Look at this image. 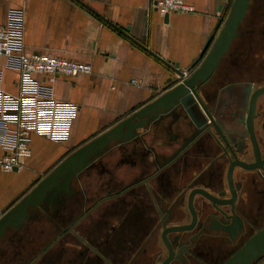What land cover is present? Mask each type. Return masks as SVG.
Segmentation results:
<instances>
[{"label":"crops","instance_id":"1","mask_svg":"<svg viewBox=\"0 0 264 264\" xmlns=\"http://www.w3.org/2000/svg\"><path fill=\"white\" fill-rule=\"evenodd\" d=\"M184 1L194 7V12L170 13L164 21L163 15L151 8L150 0H0V25L6 22L10 9L21 10L26 52L49 53L91 66L90 74L74 78L58 76L53 81L54 96L76 104L79 109L65 141L54 142L31 134V155L21 160L20 168L10 172L0 170V214L75 148L166 90L164 82L169 71L161 60L178 62L182 69L189 66L214 30L218 18H225L231 4L228 0ZM263 1L250 0L247 13L262 15ZM221 26L222 23L214 37ZM16 81L17 72L4 71V90L15 93ZM143 130L148 132L149 127ZM144 140L149 144L151 136ZM104 151V162L119 155L114 143ZM117 170L116 175H122V169ZM103 183L96 187L87 177L72 182V187L78 191L70 205V217L78 218L74 230L95 245L107 240L104 254L121 264H129L144 241L142 235H133L130 228L141 221L142 204L136 199L127 202L118 196L99 202L96 208L93 205L96 197L107 189ZM243 199L242 212L256 224L263 223L262 189L257 184H248ZM40 223L31 226L29 231H34L31 235L8 228L5 233L20 234L18 238L25 244L0 249L21 258L36 253L42 243L55 236L54 229L45 231ZM34 237L38 242L32 246ZM223 241L224 237L215 241L202 238L197 242V254L217 264L229 251L222 247ZM55 246L34 264L100 263L71 235L61 238L56 246L59 249ZM13 261V257H7V261L0 264H14ZM252 264H264V255Z\"/></svg>","mask_w":264,"mask_h":264},{"label":"flooded vegetation","instance_id":"2","mask_svg":"<svg viewBox=\"0 0 264 264\" xmlns=\"http://www.w3.org/2000/svg\"><path fill=\"white\" fill-rule=\"evenodd\" d=\"M240 34L241 29L238 36ZM229 57H233L230 50L221 58L213 73L197 84L195 89L199 98H189L186 108L173 107L165 123L158 121L150 124L148 132L139 130L135 140L119 146L117 142H111L119 152L117 158L104 162L106 151L94 156L91 165L72 177L69 189L58 193L53 205L42 204L34 209L25 224L15 228L17 232L31 235V226L45 219L52 223L55 236L42 243L36 253L23 258L19 256V261L14 264H34L49 249L58 246L66 235L81 242L94 254L99 264H121L104 254L105 248H108L107 240L95 245L74 230L78 218L70 217V205L78 191L72 187V182L84 177L91 183L105 181L107 186L105 193L96 197L93 204L96 208L99 202L118 196L127 202L136 199L142 204L139 209L141 221L130 228L133 235H142L144 241L129 264L161 262L168 253L161 239L164 229L190 224L193 218L195 223L190 229L166 233L170 239L174 236L179 238L180 243L173 246L174 253L186 246L180 256L182 259H175L172 264H212L197 254V242L200 243L202 238L215 241L224 237L222 247L228 248V256L254 228H260L264 222L256 224L242 212L241 206L248 184H257L264 194V173L258 176L237 164L252 163L255 156L264 160V90L255 95L250 113L253 93L264 87V80L257 81L249 75L221 81L227 70L218 74V69ZM188 74L186 72L185 76ZM218 121L234 128L230 139L220 135ZM147 136H151L149 144L144 140ZM118 168L122 169L120 176L116 175ZM228 170L232 171L229 173ZM229 184L236 193L233 197L229 193ZM205 194L212 195L215 203L234 200V212L244 222L243 231L235 239L229 238L228 232L216 228L221 219L227 220L233 215L230 206L217 204L223 208L225 213L222 214L213 208L212 200ZM3 251L0 249V256Z\"/></svg>","mask_w":264,"mask_h":264},{"label":"water","instance_id":"3","mask_svg":"<svg viewBox=\"0 0 264 264\" xmlns=\"http://www.w3.org/2000/svg\"><path fill=\"white\" fill-rule=\"evenodd\" d=\"M228 2L231 4L227 15L224 19L223 17L218 18L214 30L208 36L200 52L189 66L182 69L178 62L170 63L161 60L169 71V75L164 82V88L167 87L166 90L157 94L148 103L134 110L107 130L75 148L50 169L47 174L41 177L29 191L0 214V238L10 227L21 228L31 217L33 210L42 204L46 205L48 203L53 205L58 193L69 189L72 177L91 165V159L94 156H99L100 153L108 148L111 142H117L119 146L135 140L139 134V130L158 121L165 123L173 107L186 108L189 98L192 96L198 97L195 87L199 82L206 80L213 73L221 58L228 53L232 42L240 33L241 23L246 16L250 0H228ZM163 18L166 21L168 14H164ZM220 23H222V26L214 37ZM184 71L189 72V74L183 76ZM263 90L264 87L253 93L250 113L253 108L255 95ZM218 124L220 125V135L230 139L234 128H231L230 125L225 126L219 121ZM237 165L245 170L254 172L258 176H260L261 172L264 173V160H259L257 156H255L252 163ZM231 171L228 170L229 173ZM229 186V193L233 197L236 195L235 190L231 188V184ZM205 196L212 200V204H214L212 205L213 208L222 214L225 212L217 204L230 206V211H232L233 215L229 216L227 220L221 219L216 228L228 232L229 238L235 239L243 231L244 222L234 212V200H223L215 203V198L212 195L205 194ZM190 209H192L191 205ZM194 223L195 220L193 218L190 224L171 226L164 229L161 239L168 253L167 257L158 264H172L175 259H182L180 256L186 250V246H182L181 250L174 253L173 246L180 243L178 242L179 238L174 236L170 239L166 236V233L190 229ZM263 255L264 224L260 228H254V231L244 239L240 246L219 264H252Z\"/></svg>","mask_w":264,"mask_h":264},{"label":"built area","instance_id":"4","mask_svg":"<svg viewBox=\"0 0 264 264\" xmlns=\"http://www.w3.org/2000/svg\"><path fill=\"white\" fill-rule=\"evenodd\" d=\"M150 6L162 15L194 12L184 0H150ZM22 29L21 10L10 9L0 25V170L4 172L20 168L21 160L31 155V134L59 143L67 139L79 107L57 99L52 83L58 76L91 73L86 62L26 52ZM5 70L17 72L15 93L2 87Z\"/></svg>","mask_w":264,"mask_h":264},{"label":"rangeland","instance_id":"5","mask_svg":"<svg viewBox=\"0 0 264 264\" xmlns=\"http://www.w3.org/2000/svg\"><path fill=\"white\" fill-rule=\"evenodd\" d=\"M229 50L232 52L233 57L224 60V63L220 69H218V74L223 70H227L221 77V81L249 75L254 77L257 81L264 80V13L262 15H252L251 12L246 14L241 23V34L233 41ZM95 183L96 187L102 185L100 181L91 184ZM43 220L44 221L40 223V228H43L45 231L54 229L52 223L45 219ZM37 228L38 227L35 229L37 230ZM7 232L8 233H5L0 239V247L7 246L11 248L12 246L17 247L25 244L24 240L22 241V239L18 238L20 234L13 235L9 231ZM34 241L35 243L33 242L32 246H35L38 242L37 239ZM5 252L6 251H4V253ZM8 252L10 253L11 250H8ZM19 256L20 255L5 253L0 256V263H5L7 257H13L15 262L19 261Z\"/></svg>","mask_w":264,"mask_h":264}]
</instances>
